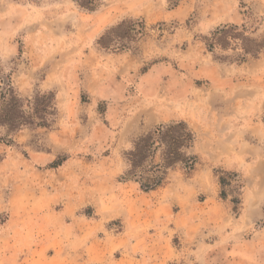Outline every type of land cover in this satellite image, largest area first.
I'll use <instances>...</instances> for the list:
<instances>
[{
	"label": "rangeland",
	"instance_id": "rangeland-1",
	"mask_svg": "<svg viewBox=\"0 0 264 264\" xmlns=\"http://www.w3.org/2000/svg\"><path fill=\"white\" fill-rule=\"evenodd\" d=\"M215 58L229 67L264 61V0H100L94 12L74 0H0V93L9 77L31 116L37 95L51 92L33 125L11 133L0 126V235H12L0 240L1 264L262 263L264 202L243 205L239 174L215 170L228 221L204 225L196 240L176 235L170 250L149 247L148 238L171 225L146 218L164 201L171 170L149 196L123 179L133 148L119 142L123 126L136 124L138 139L165 111H194L199 102L196 93L149 98L136 90L138 77L172 67L192 79ZM92 74L124 84L116 83L118 94L81 92ZM42 117L47 128L36 127ZM256 189L264 197V174Z\"/></svg>",
	"mask_w": 264,
	"mask_h": 264
},
{
	"label": "crops",
	"instance_id": "crops-1",
	"mask_svg": "<svg viewBox=\"0 0 264 264\" xmlns=\"http://www.w3.org/2000/svg\"><path fill=\"white\" fill-rule=\"evenodd\" d=\"M20 3V8L27 7ZM211 64L196 67V71L191 73L192 79L187 78L189 74L173 71L172 67L160 75L156 73L158 69H150L138 77L139 83L137 87L135 85L137 91L142 88L149 98L163 94L181 100L192 93L200 97L196 110H167L156 123V126L187 123L195 134L194 145L187 150V154L194 157L196 163L194 169L188 171L189 174L183 165L171 170L169 182L163 189L164 201L148 208V225H171L170 230L163 233L164 236L160 237L161 233L156 230L148 238L152 248L162 243L170 250L176 235H181V239L187 236L190 240L195 235L196 240L197 235L203 234L204 225L228 221L229 202L220 197L219 178L215 174L217 169L242 177L244 206L249 207L247 200L255 207L264 202V197L258 195L260 191L256 189L257 178L264 174V61L254 59L236 66L231 63V67L217 60ZM49 80L47 77L43 80V85L47 86L43 88L45 91L55 88L47 85ZM119 81L124 82L123 78L98 79L92 74L83 78L79 88L81 92L93 96H105L113 90L118 94L116 83ZM148 110L155 112L152 108ZM135 126L125 124L119 142L133 145L141 130ZM156 192L151 191L152 194ZM144 194L149 196L150 192ZM11 238L12 235H0V240L10 241ZM185 241L188 242L186 238ZM229 255L235 254L230 251Z\"/></svg>",
	"mask_w": 264,
	"mask_h": 264
},
{
	"label": "trees",
	"instance_id": "trees-1",
	"mask_svg": "<svg viewBox=\"0 0 264 264\" xmlns=\"http://www.w3.org/2000/svg\"><path fill=\"white\" fill-rule=\"evenodd\" d=\"M83 10L88 12L96 11L100 6V0H74ZM224 28H219L214 34L221 33ZM102 48H108L101 44ZM211 47L212 50V46ZM213 51V50H212ZM1 74V62H0ZM5 88L0 93V126L6 128L9 133L18 131L27 125H33L29 120L34 119L33 115L42 116L46 112L47 94L37 95L36 109L33 115L28 116L24 111L23 102L11 87L9 77L4 79ZM41 100V101H40ZM43 107L44 110L41 111ZM42 112V113H41ZM46 116V115H45ZM36 127H48L44 118ZM195 142V134L185 122H173L167 125H159L148 134L136 139L132 150L128 153L129 169L123 179L134 181L140 186L141 191L151 192L157 190L163 184L167 174L177 165H183L187 170L194 169L196 159L187 154ZM163 149L159 156V163H156L159 149ZM221 184H224L223 179Z\"/></svg>",
	"mask_w": 264,
	"mask_h": 264
}]
</instances>
